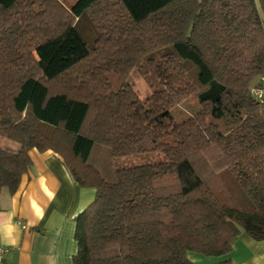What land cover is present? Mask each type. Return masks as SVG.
<instances>
[{
    "label": "trees",
    "instance_id": "16d2710c",
    "mask_svg": "<svg viewBox=\"0 0 264 264\" xmlns=\"http://www.w3.org/2000/svg\"><path fill=\"white\" fill-rule=\"evenodd\" d=\"M261 75L264 0H0V138L17 144L0 145V193L16 191L30 149L51 150L94 189L74 216L71 264H235L240 232L264 240V104L250 94ZM188 98L196 107L177 119ZM95 143L165 159L110 181L88 162Z\"/></svg>",
    "mask_w": 264,
    "mask_h": 264
},
{
    "label": "crops",
    "instance_id": "0c3cea01",
    "mask_svg": "<svg viewBox=\"0 0 264 264\" xmlns=\"http://www.w3.org/2000/svg\"><path fill=\"white\" fill-rule=\"evenodd\" d=\"M0 145L17 149L6 139ZM31 166L14 193H0V246L5 264H71L75 251L74 216L93 199L94 189L79 186L51 150H29ZM235 264H264V240L240 232L229 253Z\"/></svg>",
    "mask_w": 264,
    "mask_h": 264
},
{
    "label": "rangeland",
    "instance_id": "374dc122",
    "mask_svg": "<svg viewBox=\"0 0 264 264\" xmlns=\"http://www.w3.org/2000/svg\"><path fill=\"white\" fill-rule=\"evenodd\" d=\"M64 7H68L71 0H59ZM6 14V12H5ZM77 30L80 36L86 40L89 44L92 43L93 38L96 34L95 29L90 23L86 13L81 14L80 22L77 25ZM172 50L171 46H164L162 48L156 49L151 52V55L154 58L159 57L161 54L166 51ZM187 67V73L190 78L196 80L197 77V67L189 60H183ZM126 80L132 86L133 90L137 93L139 98H144L149 94V87L144 81L143 77L138 73L137 68L131 67L127 73ZM196 106L193 103L192 99L188 98L180 103L178 106L174 107L171 112L172 114L179 119L182 116V113H188V111L194 109ZM3 139V138H0ZM7 141L16 144L8 139ZM165 159L164 154L161 151H152L143 153L140 155H127L121 157H113L110 155L109 148L103 144L95 143L91 149V152L88 157V162L94 164L100 173L105 176L108 180H114V169L125 166H133L146 164L151 162H158ZM193 261L197 264H205L212 262L217 259V257L200 255V254H190Z\"/></svg>",
    "mask_w": 264,
    "mask_h": 264
},
{
    "label": "built area",
    "instance_id": "2783aa9c",
    "mask_svg": "<svg viewBox=\"0 0 264 264\" xmlns=\"http://www.w3.org/2000/svg\"><path fill=\"white\" fill-rule=\"evenodd\" d=\"M251 96L258 102L264 104V75H261L258 79V83L250 88ZM8 249L4 246H0V264H5V255Z\"/></svg>",
    "mask_w": 264,
    "mask_h": 264
}]
</instances>
